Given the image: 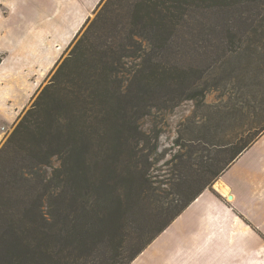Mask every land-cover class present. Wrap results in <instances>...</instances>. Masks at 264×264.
Returning <instances> with one entry per match:
<instances>
[{"label": "trees", "instance_id": "obj_1", "mask_svg": "<svg viewBox=\"0 0 264 264\" xmlns=\"http://www.w3.org/2000/svg\"><path fill=\"white\" fill-rule=\"evenodd\" d=\"M67 50L0 148V264H131L264 134V0H101ZM199 53L234 71L155 181L140 121L194 100Z\"/></svg>", "mask_w": 264, "mask_h": 264}, {"label": "crops", "instance_id": "obj_2", "mask_svg": "<svg viewBox=\"0 0 264 264\" xmlns=\"http://www.w3.org/2000/svg\"><path fill=\"white\" fill-rule=\"evenodd\" d=\"M100 1L0 0V126L19 112L6 96L39 89ZM3 72L35 82L8 95ZM131 264H264V134Z\"/></svg>", "mask_w": 264, "mask_h": 264}, {"label": "rangeland", "instance_id": "obj_3", "mask_svg": "<svg viewBox=\"0 0 264 264\" xmlns=\"http://www.w3.org/2000/svg\"><path fill=\"white\" fill-rule=\"evenodd\" d=\"M93 17L94 13L90 17V19H92ZM67 54L68 50L65 52L64 57ZM229 57L230 54L227 58L220 59L217 62L213 63H211V59L207 56V54L202 53L189 54L186 57H182L179 63L184 65V67H186V70L189 71V73L193 74L194 77H201L199 80L194 82V85L196 87H194L193 89L192 87H188L189 91L187 93L190 94L194 90V100L182 101L172 110L166 111L161 115L156 114L151 117L144 118L140 121V125L142 126L144 131L147 132L154 126L160 131L157 139H152L150 141V146L153 149L155 148V152L152 155V159H150L146 165V167L151 168V172L155 177V181L167 180L170 172L169 169H172V167H175V164H177V155L184 154V151L181 148H178V146L176 145V140L179 136V132H181L182 130L181 135L185 141L194 137V133L189 132L188 129H183L182 125H185L188 120H195L201 116V112L197 110L196 104L200 97V93H206V102H213L217 96V91L223 89L228 76L234 71L233 66L230 64ZM210 65L211 67L208 68V66ZM197 68L200 69V72L197 70ZM49 75L45 77L41 85L38 87L39 89H41L49 81L52 73L50 76ZM11 78H13L12 80L16 79L23 83H25L26 80L30 78L32 82H35V80L30 76H9L3 72V84L5 91H7L6 88L9 87L8 82ZM7 92H5V94H14L10 93L9 91ZM35 92L36 90L33 92V90L26 91L25 89H22L19 92V96H16L18 98L12 99L9 98V96H6L7 98L5 102H12L14 100L16 109L19 110V112H16L14 114L15 118L13 122H9L0 126V148L6 141L8 136L11 134L15 125L24 115L26 110L30 108V105L37 95H34ZM185 163H187V160H185ZM192 165L193 164L190 161V166L194 167ZM218 180L219 179H217V181ZM217 181H215L213 184H215Z\"/></svg>", "mask_w": 264, "mask_h": 264}, {"label": "water", "instance_id": "obj_4", "mask_svg": "<svg viewBox=\"0 0 264 264\" xmlns=\"http://www.w3.org/2000/svg\"><path fill=\"white\" fill-rule=\"evenodd\" d=\"M228 199H230V197H228Z\"/></svg>", "mask_w": 264, "mask_h": 264}]
</instances>
